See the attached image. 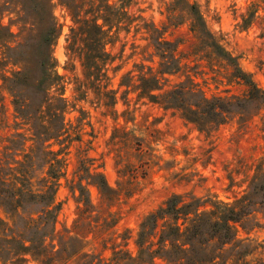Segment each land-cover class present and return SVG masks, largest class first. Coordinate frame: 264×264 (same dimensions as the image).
Listing matches in <instances>:
<instances>
[{
  "label": "trees",
  "instance_id": "1",
  "mask_svg": "<svg viewBox=\"0 0 264 264\" xmlns=\"http://www.w3.org/2000/svg\"><path fill=\"white\" fill-rule=\"evenodd\" d=\"M58 1L70 19L65 49L78 59L82 70L85 87H75L78 98L91 90L108 111L114 112L116 96L108 87L106 75L111 56L105 45L119 29L128 30L136 21L127 10L131 0ZM254 6L251 4V8ZM256 10L241 18L242 28L250 25ZM6 16L8 21L4 22ZM182 25H186L190 37L186 52L180 50L185 39L165 37L168 30ZM61 29L50 0H0L1 58L6 64L19 65L6 78V88L12 96L17 124L29 132L28 137L19 132L11 134L0 150V207L9 218H0V264H24L29 259L38 264H153L155 259L165 264H264V258L257 254L264 250V240L248 236L264 226L256 219L257 214L264 218V147L246 190L232 202L208 198L184 201L173 195L140 222L134 240L135 255L111 241L119 216L110 208L138 194L155 164L145 140L124 126L114 127L108 140L120 163L116 187H110L101 174L92 181L99 193L101 211L90 220L92 205L81 192L79 201L83 203L73 222L74 235L58 248L46 244L60 208L55 192L64 174L67 148L77 137L76 129L64 121L63 80L56 72L53 57ZM150 38L162 71L184 72L185 78L171 90L156 95L153 91L158 88L157 78L142 76L134 87L138 98L177 112L206 133L235 117L245 129L264 107L263 90L209 31L194 2L171 0L165 21ZM189 58L196 62L189 65ZM197 76L203 78V85L212 83L217 91L207 94L194 81ZM26 141L29 145L25 148ZM37 172L41 177L34 182ZM240 230L246 236L240 237ZM88 234L92 244H100L98 253L81 245ZM127 234L123 235L125 239ZM110 242V256L105 257L102 253Z\"/></svg>",
  "mask_w": 264,
  "mask_h": 264
},
{
  "label": "rangeland",
  "instance_id": "2",
  "mask_svg": "<svg viewBox=\"0 0 264 264\" xmlns=\"http://www.w3.org/2000/svg\"><path fill=\"white\" fill-rule=\"evenodd\" d=\"M170 1L131 0L127 10L136 21L128 30L119 29L107 41L105 49L111 56V62L106 66V75L108 87L116 96L114 112H110L102 105V99L91 90L86 91L84 98H78L79 92L75 91V87L84 89L85 85L82 83L83 75L78 59L69 55L65 49L70 19L58 0H50L52 14L62 25L53 47V57L56 72L63 80L62 97L66 101L64 121L76 129L77 137L67 148L64 174L56 188L55 202L60 208L54 232L45 241L49 246L58 248L74 235L73 222L83 203L79 201L81 192L89 197L92 205L90 220L101 211L99 193L92 184L98 174L103 176L110 187H116L120 163L116 162L108 140L113 128L117 126L134 129L136 135L145 140V147L155 162L142 190L110 208L111 212L119 216L111 241L132 255L136 253L134 240L140 222L170 196L179 195L184 201L208 198L232 202L246 190L254 163L264 147V107L252 116L245 129L240 127L235 117L206 133L183 120L177 112L137 97L134 87L142 76L157 78L158 88L153 91L156 95L171 90L185 78L184 72L162 71L161 59L150 38L153 30L160 28L165 21ZM189 1L197 5L209 31L229 53L237 57L242 71L264 92V0ZM251 4L255 6L251 8ZM253 8L257 10L252 22L247 28H242L241 18L248 16ZM9 16L13 17V14ZM9 16L4 18V22L8 21ZM165 37L170 40L182 37L186 41L180 50L187 51L190 37L186 25L168 30ZM2 60L0 54V150L11 134L19 132L25 137L29 136L26 127L17 124L19 120L15 118L12 96L6 88V78L11 77L19 65L12 62L6 64ZM190 60L192 58L187 61L189 65L196 62ZM202 80L200 76L194 79L207 94L217 91L212 83L205 86ZM28 145L29 141H26L25 148ZM19 152L22 153V150ZM40 177L38 173V177L33 178L34 182ZM0 218L9 221L1 207ZM256 219L264 224L260 214H257ZM127 231L125 239L123 235ZM239 236L244 237L246 234L240 230ZM248 236L257 241L264 240V226L255 228ZM90 241L91 235L88 234L82 239L81 245H85V250L98 253L100 244H92ZM110 244L102 253L105 257L110 256ZM257 254L264 258V250ZM5 264L12 263L7 261ZM24 264L38 263L29 259ZM153 264L165 263L155 259Z\"/></svg>",
  "mask_w": 264,
  "mask_h": 264
}]
</instances>
